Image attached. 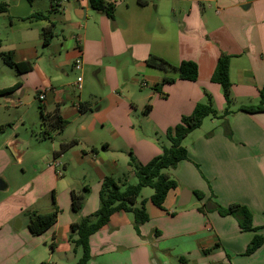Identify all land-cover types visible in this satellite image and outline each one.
Instances as JSON below:
<instances>
[{
    "label": "crops",
    "instance_id": "crops-1",
    "mask_svg": "<svg viewBox=\"0 0 264 264\" xmlns=\"http://www.w3.org/2000/svg\"><path fill=\"white\" fill-rule=\"evenodd\" d=\"M37 1H29L31 14H46L49 21L14 18L9 11L0 13V18L8 23L2 25L5 40L0 39V54L11 52L14 62L32 64L30 72L17 74L0 57V73H6L1 66L9 69L16 78L11 86L20 84L13 93L0 97L14 101L30 88L35 89L38 100L37 93L44 90L45 99L40 103L45 114L57 109L67 127L79 123V130L69 138L76 139L79 146L87 145L91 154L82 147L73 155L79 165L92 166L96 191L106 174L114 180L127 181L117 170L118 158H106L108 153L123 155L129 151L138 164L144 165L159 155L165 145L159 142L158 133L165 134L181 117L189 116L196 105L206 103V93L212 98L213 108L219 114L224 111L221 87L210 79L219 55L230 56L228 77L233 113L223 120L209 118L206 131H201L205 125L202 123L184 139L188 159L167 171L177 188L167 194L161 209L150 202L152 194L142 199L149 221L140 227L141 237L133 229L131 214L115 213L107 225L90 237L91 258L87 264H171L177 259L180 264H264V243L253 254L244 255L253 236L264 235V112L240 110L258 104L259 90L264 85V0H149L144 7H139L137 0H104L115 6L113 20L91 10L88 0H68L60 7L47 0L46 9ZM16 3L17 0L13 5L6 4L9 9ZM49 22L54 26V37L44 46L42 30ZM150 55L172 64L194 62L197 80H176L155 91L163 74L146 66ZM79 57L82 68L76 78L82 77V89L76 92L70 73H75L72 63ZM9 87H0V91ZM18 102L14 105L19 106ZM93 102L94 106L102 104L95 113L105 105L102 113L113 117L111 123L106 119L104 122L99 114L91 120L95 125L103 124L96 132L105 133L109 140L103 135H98L100 139L79 137L82 132L95 133L85 123ZM80 105L86 107L85 112H80ZM146 105L151 110L143 115ZM139 113L142 122L151 126L134 125L133 119ZM12 141L8 137L0 145V179L6 184L0 194V264H19L38 249L46 256L47 247L51 252L48 258L55 257V264L77 261L78 255L72 253L68 242L69 228L98 209L99 195L90 193L78 213L72 210L70 184L60 180L63 174L58 171L66 167L55 161L56 156H64L54 153V143L51 157L40 156L29 164L35 184L45 183L54 172L51 206L42 207L29 195V200L23 199L24 186L10 193L12 187L5 173L10 168L16 170L15 165L22 166L18 162L28 151L25 148L23 156L16 160L7 147ZM5 146L16 163L6 156ZM126 169L134 176L127 162ZM10 174L14 178L16 173ZM65 188L69 191L67 198ZM194 192L202 193L204 198L198 200ZM181 195L188 199L183 207L178 205ZM193 197L196 202L189 207ZM204 204L209 209L216 205L245 206L252 215L253 226L262 229L256 233L241 232L232 216L198 211ZM55 207L58 213L54 225L39 236L31 235L27 229L31 213L46 214Z\"/></svg>",
    "mask_w": 264,
    "mask_h": 264
},
{
    "label": "trees",
    "instance_id": "trees-1",
    "mask_svg": "<svg viewBox=\"0 0 264 264\" xmlns=\"http://www.w3.org/2000/svg\"><path fill=\"white\" fill-rule=\"evenodd\" d=\"M31 1V0H29ZM91 10L105 14L110 20L114 19V4L106 3L104 0H88ZM149 0H137L139 7H144ZM53 8V7H51ZM8 5L0 3V13H7ZM27 19L49 21L48 16L43 13H32ZM43 45L47 46L54 37V26L49 22V25L42 30ZM0 57L8 68L13 69L17 74L28 73L32 70L30 62L16 63L13 61L12 53H2ZM230 56L221 53L217 59L215 69L212 73L210 81L218 84L221 87L222 94L225 100V109L222 113H218L212 105V98L207 93L206 103L198 104L189 116L181 117L178 124L172 128H168L165 132V137L168 146H161V153L152 158L148 163L138 164L129 153L128 165L131 168L136 184H129L127 181L114 180L112 177H104L101 182L99 191V207L89 216L82 217L78 221L72 223L69 228L68 242L71 246V251L74 255H78L75 264H87L91 258L90 255V237L100 231L108 224L110 217L115 213L131 214L133 218V229L137 236H140V227L149 221L148 214L145 209V200H139L142 189L149 188L152 190L150 202L161 209L167 194L177 188V182L167 173L169 169H174L176 165L188 159V153L183 146L184 139L193 131L200 128L205 118L211 117L215 119H225L233 112L230 110L231 99V84L229 82ZM145 64L148 68L157 70L163 74L161 83L156 86L155 91L164 85L173 84L176 80L195 82L198 77L197 65L192 61H182L179 64H172L160 57L150 55ZM20 87L19 83L0 91V96L13 93ZM84 104H82L83 106ZM80 105V112L86 111V107ZM151 107L146 105L142 111L143 115H148ZM241 111L247 113L264 112V85L259 90V101L255 106L243 107ZM39 115L42 120V125L45 129L41 132V137L52 139L51 132H62L66 126V122L59 116L58 110L55 109L52 113L45 114L40 107ZM224 127L228 132L226 121H223ZM51 131V132H50ZM77 143L76 139L59 144L60 150L56 155H61L73 145ZM84 194L71 191V207L75 213H78L82 208V203L85 195L88 194V189L83 188ZM198 200H202L204 195L200 192L193 193ZM215 211L218 215L232 216L238 225L241 232L256 233L262 228H256L252 223V215L245 206L232 204L227 208L216 205L213 209H209L206 204L201 206L198 211L203 212ZM58 209L55 207L51 212L46 214L31 213L27 229L33 236H39L52 227L56 220ZM264 243L263 234H255L244 252L245 256L253 254Z\"/></svg>",
    "mask_w": 264,
    "mask_h": 264
},
{
    "label": "rangeland",
    "instance_id": "rangeland-1",
    "mask_svg": "<svg viewBox=\"0 0 264 264\" xmlns=\"http://www.w3.org/2000/svg\"><path fill=\"white\" fill-rule=\"evenodd\" d=\"M16 0H0V3H7L9 5H13ZM37 5L41 7H45V9L49 6V3L47 0H38ZM35 9V8H34ZM3 18V17H2ZM11 18V17H10ZM13 20V18H11ZM3 22L5 24H8L6 22V19H1L0 18V39L5 40V30L3 29L2 25ZM3 70H5L6 73L1 74L0 73V87H9L12 85L13 81H15V75L12 71L9 69H5V67L1 66ZM69 72V71H68ZM78 74V71L71 72L70 73V80L76 81V75ZM140 79V78H138ZM135 90L139 92V87L135 86ZM22 91H20L19 94H21ZM19 101V102H18ZM15 102L19 103V106H15ZM102 104H99L101 106ZM94 106V102L92 104ZM94 106L91 110L92 113H87L86 115V120L85 123L87 124L86 126H89L92 130L93 134H88L87 131L79 136L80 139H84L86 136L91 139H100V135H103L105 139L109 140V137L104 135L105 133L103 132H96L98 129H100L101 125L99 122L91 123V120L95 114H99L104 118V122H113V117L106 116L105 113H102L104 110H106L105 105L103 106V109L96 112L95 110L99 107ZM40 107L43 110V104L38 102L35 98V89L31 90L30 88L25 90L24 95L21 98H17L16 100H8L6 97H0V145L2 144L3 140L6 138H11L14 140H19L22 142L24 145V148L28 149L27 153L22 157L21 161L18 162V165L22 166H16V170L14 168H10L8 172L5 173L6 177L10 179V184H11V190L9 191L10 193L16 192L21 186H24L23 189V199H28V196L37 203L38 205L42 207H46L47 205L50 207L51 206V198L53 196V183H52V177L51 174L49 175V179L44 183H37L35 184L34 180L32 181V173L33 172V167H29L30 163H32L37 157L40 156H52L53 155V150H52V144L54 143L55 145V152L58 153L60 150L59 144L61 142H68L72 139L69 137H72V135H75L76 132L79 130L78 125L79 123H72L70 125L65 126L62 132L59 131H53L51 132L52 139H43L41 137V132L45 129L42 125V120L39 115V109ZM111 110V108H110ZM44 111V110H43ZM138 118H134L133 122L134 125L139 127V128H148V126H151V124L144 123L143 117L141 116V113H139ZM209 118L207 117L203 120L204 129H201V131L205 130L209 127L207 126L209 122ZM106 119V121H105ZM138 119V120H137ZM141 119V123H140ZM67 123V122H66ZM90 123V125L88 124ZM98 125V126H97ZM106 125V123H105ZM67 127V128H66ZM201 127V126H200ZM199 129V128H198ZM99 135V137H98ZM158 140L160 143H164L166 146H168V142L166 140L165 134L158 133ZM62 139H70L68 141H64ZM55 141V142H53ZM61 141V142H59ZM84 148L86 152L90 155L91 153L89 152V148L87 145H73L71 148H69L67 151L63 153L64 158L61 159L60 157L56 156L55 161L58 162L61 167L62 165H65L66 169L63 170L62 168H58V171H61L63 174V177L60 178V180H63L64 182L69 183V187L71 191H74L75 193H82L84 194L83 188L86 186L88 189V194L85 195V198L83 200L82 206L84 205L85 201L87 200L89 194L94 193L96 197L99 195V191H96V186H97V178L95 176L94 170L92 166L87 163H82L79 165L76 160H75V154L73 155V152L79 151L81 148ZM5 152L7 153L6 156L11 157L9 151L6 149V146L3 148ZM99 153L101 156L104 157L102 154L101 148L98 147ZM129 151H124L123 155L121 154H113L111 155L108 153L105 155L106 158L110 157H116L118 158V172L120 173V176H123L127 178V183L129 184H136V178L132 176L129 172V170L126 169V162H129ZM110 156V157H109ZM12 158V157H11ZM71 159V160H70ZM13 161V158L12 160ZM13 162L16 163L14 160ZM30 169V170H29ZM22 170H24V173L22 174ZM84 171V176H82V172ZM16 173L14 178L12 174L10 173ZM115 173V172H113ZM106 177H109L108 174H106ZM31 177V178H30ZM117 176H114L116 179ZM123 178V177H122ZM16 181L17 184H14L12 181ZM103 180V179H102ZM102 182V181H101ZM61 184V183H60ZM58 185L59 187L61 185ZM41 189H44L43 191ZM65 192L64 196L67 198L69 195V191L63 189ZM39 192V194H37ZM4 193V191H0V194ZM152 190L149 188L142 189L140 193L139 200L148 198L152 194ZM37 194V195H36ZM17 199L18 201L20 200L21 204L23 201H21L22 198L19 197V193L17 194ZM36 196H39L37 198ZM16 199V200H17ZM196 202L195 197H193L191 204L189 207H192V205ZM82 209V208H81ZM53 210V209H52ZM60 210V209H59ZM25 213L27 214V211H24V216ZM19 222V220H18ZM39 251H35L32 254L28 255L22 262H19V264H55L57 261L55 260V257L51 259L48 258L50 252L49 247H47V252L48 254L46 256L41 254V249H38ZM78 257V256H77ZM76 257V259H77ZM76 260L74 259L72 262H68L67 264H75ZM171 264H180L178 259L171 261Z\"/></svg>",
    "mask_w": 264,
    "mask_h": 264
},
{
    "label": "water",
    "instance_id": "water-1",
    "mask_svg": "<svg viewBox=\"0 0 264 264\" xmlns=\"http://www.w3.org/2000/svg\"><path fill=\"white\" fill-rule=\"evenodd\" d=\"M9 15L14 18H27L31 15L32 7L30 5L29 0H17V3L15 6H11L8 9ZM8 149L11 151L13 157L16 160H20V158L25 153V148L19 140H14L8 144ZM6 189V184L2 179H0V191H4ZM187 196H190L189 192H184ZM188 203V199L184 198L183 195H181V199L179 202V206L183 207Z\"/></svg>",
    "mask_w": 264,
    "mask_h": 264
},
{
    "label": "built area",
    "instance_id": "built-area-1",
    "mask_svg": "<svg viewBox=\"0 0 264 264\" xmlns=\"http://www.w3.org/2000/svg\"><path fill=\"white\" fill-rule=\"evenodd\" d=\"M68 0H52V6L54 7H60L62 6L65 2H67ZM78 42V39L76 40ZM72 67L75 71H80L81 68H82V60L81 58H76L73 63H72ZM81 83H82V77L81 76H78L76 78V81H75V84H74V89L76 92H79L81 89H82V86H81ZM142 87H145L146 85L145 84H142L141 85ZM45 95H46V92L44 90H40L38 93H37V99L39 102H43L44 99H45ZM56 167H57V164H54Z\"/></svg>",
    "mask_w": 264,
    "mask_h": 264
}]
</instances>
